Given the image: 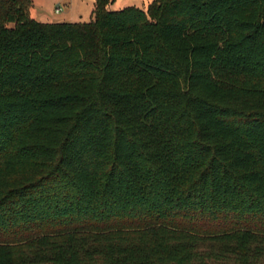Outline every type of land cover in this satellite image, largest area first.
I'll return each instance as SVG.
<instances>
[{"label":"trees","instance_id":"obj_1","mask_svg":"<svg viewBox=\"0 0 264 264\" xmlns=\"http://www.w3.org/2000/svg\"><path fill=\"white\" fill-rule=\"evenodd\" d=\"M0 0V264H264V0Z\"/></svg>","mask_w":264,"mask_h":264},{"label":"rangeland","instance_id":"obj_2","mask_svg":"<svg viewBox=\"0 0 264 264\" xmlns=\"http://www.w3.org/2000/svg\"><path fill=\"white\" fill-rule=\"evenodd\" d=\"M151 0H114L111 10L133 6L145 10ZM95 0H32L29 16L40 22H88L93 18Z\"/></svg>","mask_w":264,"mask_h":264}]
</instances>
